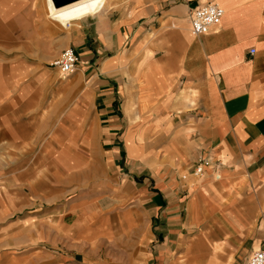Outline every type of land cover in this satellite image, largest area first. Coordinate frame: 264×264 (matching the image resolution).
<instances>
[{"label":"crops","instance_id":"obj_1","mask_svg":"<svg viewBox=\"0 0 264 264\" xmlns=\"http://www.w3.org/2000/svg\"><path fill=\"white\" fill-rule=\"evenodd\" d=\"M17 1L0 0V70L23 59L19 9L7 4ZM209 1L120 0L103 11L105 0L74 20L41 2L47 20L79 28L62 33L79 57L63 84L76 89L58 93L64 104L48 116L36 105L0 111V149H39L31 162L44 166V195L67 175L80 180L56 208L72 221L55 227L94 264H247L264 248V0H217L221 21L195 35L189 15ZM39 97L1 92L0 103ZM34 173L21 169L22 184ZM31 230L21 220L0 236V259L35 257L1 254Z\"/></svg>","mask_w":264,"mask_h":264},{"label":"rangeland","instance_id":"obj_2","mask_svg":"<svg viewBox=\"0 0 264 264\" xmlns=\"http://www.w3.org/2000/svg\"><path fill=\"white\" fill-rule=\"evenodd\" d=\"M106 1L102 6V8L106 6L103 11L120 2V0ZM41 2L42 0H19L16 3H7L9 9L14 5L16 9H19L17 23L19 31L17 32L21 37L23 59H18L16 62L8 61L6 68L0 70V91L5 95H14L18 92L30 95L35 92L41 96L31 102L10 99L11 101L7 103H0V111L12 115L25 109L31 110L36 105L38 109L45 111V116H48L51 107L53 108L54 105L61 107L64 104L65 100L59 99L62 96L58 93L76 89L73 82L68 81L64 84L63 82L71 79L70 77L77 72L78 66L74 72L62 74L58 69L53 68L52 62L60 56L63 49L69 48L62 33H71L79 28H61L55 22L47 20ZM45 9L49 13L50 8L45 6ZM9 32L11 34L12 30ZM13 56L4 57L12 58ZM33 61H37L40 68H33L32 65H29ZM44 68L49 70L50 74L45 77L38 76L37 73ZM38 151L39 149H0V236L9 237V234L12 233L11 226L21 220L29 222L33 234V239L21 235L18 242H3L1 254L5 257L15 253L25 254L30 251L35 254V257L2 258L0 264H94L96 258L88 257V253H76L73 244L67 243L63 237L58 235V229L55 227L60 222L62 226L64 224L68 226L72 221L69 216L58 218L57 215L61 214L56 208L70 201L76 191V188L70 187V185L80 180L76 176L67 175L63 180L58 179L54 182L55 184L60 182V185L65 186L63 189H55V192L44 195L45 187L38 188L35 184L41 180L37 176V168H44V166L36 161L35 163L31 162ZM25 157H28L29 160ZM27 163L30 171L35 172L32 177L34 184L31 187L25 186L20 181L22 179L20 177L21 169L28 166ZM8 176H13L14 179L7 178ZM29 194L28 200L26 196ZM13 202H15L14 208L11 204ZM11 206L12 209H10ZM51 210L53 212L50 213ZM46 216L48 219H44ZM39 218L43 219L38 220Z\"/></svg>","mask_w":264,"mask_h":264},{"label":"built area","instance_id":"obj_3","mask_svg":"<svg viewBox=\"0 0 264 264\" xmlns=\"http://www.w3.org/2000/svg\"><path fill=\"white\" fill-rule=\"evenodd\" d=\"M224 13L223 7L217 0L206 3H199L190 13L191 31L196 34H206L212 26L219 23ZM79 57L72 48H65L60 56L53 60L52 66L62 73L74 72L78 66ZM208 159L200 158L193 170L195 176H200L204 172ZM247 264H264V248L253 252Z\"/></svg>","mask_w":264,"mask_h":264},{"label":"bare ground","instance_id":"obj_4","mask_svg":"<svg viewBox=\"0 0 264 264\" xmlns=\"http://www.w3.org/2000/svg\"><path fill=\"white\" fill-rule=\"evenodd\" d=\"M105 0H78L73 3L56 7L52 0H47L50 6L49 14L57 19L74 20L81 15L95 12Z\"/></svg>","mask_w":264,"mask_h":264},{"label":"water","instance_id":"obj_5","mask_svg":"<svg viewBox=\"0 0 264 264\" xmlns=\"http://www.w3.org/2000/svg\"><path fill=\"white\" fill-rule=\"evenodd\" d=\"M78 0H52V2L55 4L56 7H61L63 5L73 3Z\"/></svg>","mask_w":264,"mask_h":264}]
</instances>
